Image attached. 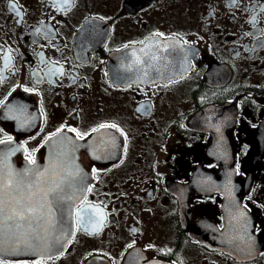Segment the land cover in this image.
Wrapping results in <instances>:
<instances>
[{
    "label": "flooded vegetation",
    "instance_id": "obj_1",
    "mask_svg": "<svg viewBox=\"0 0 264 264\" xmlns=\"http://www.w3.org/2000/svg\"><path fill=\"white\" fill-rule=\"evenodd\" d=\"M56 135L73 236L2 264H264V0H0V141Z\"/></svg>",
    "mask_w": 264,
    "mask_h": 264
},
{
    "label": "water",
    "instance_id": "obj_2",
    "mask_svg": "<svg viewBox=\"0 0 264 264\" xmlns=\"http://www.w3.org/2000/svg\"><path fill=\"white\" fill-rule=\"evenodd\" d=\"M34 163L23 160L16 142L0 143V171H25L27 191H5V211L0 214V256L11 258L50 257L61 252L74 232V209L86 189L88 174L78 163L77 151L85 146L77 139L56 135L44 144ZM223 169L228 162H222ZM19 178V177H17ZM2 182L15 180L14 176L0 175ZM47 193V195H45ZM229 199L225 200L228 209ZM13 209L22 212L25 219L13 215ZM29 209L34 211L29 212ZM12 216V219H6ZM26 234L33 249L15 252L16 236ZM208 243L209 241L204 240Z\"/></svg>",
    "mask_w": 264,
    "mask_h": 264
},
{
    "label": "snow or ice",
    "instance_id": "obj_3",
    "mask_svg": "<svg viewBox=\"0 0 264 264\" xmlns=\"http://www.w3.org/2000/svg\"><path fill=\"white\" fill-rule=\"evenodd\" d=\"M13 8H15V5H13ZM28 89H25V91H27ZM101 127H116L115 125H101ZM69 131L72 132H76L75 129H69ZM93 131H96V129H94ZM77 136H80V133H76ZM11 140V138L9 137V141ZM0 143H4V141H0ZM34 163V161H33ZM3 188H0V193H3ZM45 195H47V193H45ZM5 211V201L2 198V196H0V214L4 213ZM34 210L29 209V212H32ZM13 215L14 216H19L20 219H25V216L23 215L22 212L16 211L15 209H13ZM12 216H7L6 219H12ZM39 237L38 236H32L31 238H29L26 234H21L16 236L15 239V252L16 253H20L21 252V245H23V247L25 249H33L34 250V245L32 244V240H38ZM2 250V249H0ZM0 264H2V262H0ZM20 264H27V262H20ZM33 264H41L40 261H34Z\"/></svg>",
    "mask_w": 264,
    "mask_h": 264
}]
</instances>
